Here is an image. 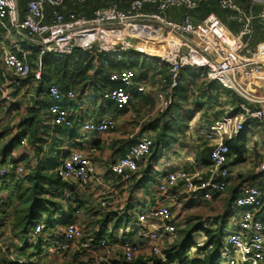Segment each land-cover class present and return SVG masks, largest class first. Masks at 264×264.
I'll return each mask as SVG.
<instances>
[{
  "label": "built area",
  "instance_id": "1",
  "mask_svg": "<svg viewBox=\"0 0 264 264\" xmlns=\"http://www.w3.org/2000/svg\"><path fill=\"white\" fill-rule=\"evenodd\" d=\"M85 1L30 0L27 14L21 18L19 0H0V21L8 20L13 28L36 38L40 47V61L35 71L26 55L20 58L2 47L0 120L2 112L14 101L9 76H13L12 85L16 87H21L33 74L34 83H41L44 79V58L47 56L70 58L77 52H83L92 61L102 57L104 60L101 65L108 67L110 62L106 58H121L134 50L148 56L159 54L161 65L170 76L168 90L158 95L160 110L164 112H169L175 105L173 94L181 87L186 70L206 71L209 81L218 82L223 88L246 96L247 101L240 105L237 117H225L217 123L219 141L211 153L208 180L200 173L193 174L184 170L162 174L157 180L161 194H167L178 187H182L190 195H202L204 200H210L214 194H224L228 189L230 176V150L224 141L227 128L233 125L230 136L232 140L240 136L250 123H254L260 128L264 140V97L253 95L239 82L241 79L250 86L257 84L264 88V43L255 47L252 44L256 33L255 22L259 21L264 27V0H216L222 10L230 13L229 20L240 25L241 30L237 34H233L214 13L208 15L201 25L196 22L194 13L201 8L204 0H137L128 10L112 5L96 11L92 18L64 12L68 4H82ZM243 1L250 2L249 9L242 6ZM147 7L155 10L147 12ZM256 7H261L259 12H256ZM48 8L53 9L50 22ZM172 11H182L183 20L178 22L171 19L169 13ZM152 44L158 46L159 50L149 53L145 48ZM98 73L97 70L93 72L95 75ZM136 76L131 70L111 74L110 82L119 86L106 90L102 98L114 103L119 110L127 109L133 100L131 90ZM163 83L166 85L167 81L164 80ZM145 91V85L137 88L139 94ZM47 94L52 99L49 106L51 125L74 128L75 122L64 103H75L77 93L73 90L64 93L57 84H50ZM117 126L114 120L101 119L84 123L82 132L108 135ZM27 143L28 139L24 138L21 146H26ZM154 144L152 138L137 139L128 153L112 166V173L126 181L131 180L146 159L151 157ZM60 163L59 172L67 183L86 186L96 174L95 160L82 152L63 154ZM260 168L264 173V161ZM33 169L31 165L15 167L9 159L0 165V179H6L11 172L20 178H26ZM108 206V201H100L102 210L105 211ZM235 207L241 210L237 230L225 234L226 246L222 251L220 264H264V223L259 217V212L264 208L263 191L255 186H245L242 194L235 200ZM75 209L80 215L79 206H75ZM6 212L7 208L0 198V237ZM44 228L43 223L38 224L33 237L42 235ZM180 230L181 223L169 207L160 206L140 213L137 231L150 240L149 253L144 258H158L162 263H167L165 247L177 239ZM60 236L59 242L50 246L43 255L29 261H18L37 263L42 260L62 264L79 255L85 262L94 264H110L121 260L132 264L143 256V247L138 243H119L106 237H101L98 242L95 238L88 237L76 223L64 225ZM6 249L0 242V251L7 252Z\"/></svg>",
  "mask_w": 264,
  "mask_h": 264
},
{
  "label": "crops",
  "instance_id": "2",
  "mask_svg": "<svg viewBox=\"0 0 264 264\" xmlns=\"http://www.w3.org/2000/svg\"><path fill=\"white\" fill-rule=\"evenodd\" d=\"M90 0H88L89 2ZM244 2V3H243ZM241 4L245 9L250 6L248 1H243ZM29 0H19V12L21 18H24L28 11ZM99 7H101L99 5ZM94 8L87 11L92 15ZM261 7H256L260 11ZM153 7H147L145 11L153 12ZM47 16L51 17V9H47ZM196 22L201 25L206 17L196 13ZM169 17L175 21L181 22L183 20L182 11H172ZM50 18H48V21ZM230 21V20H229ZM228 21V22H229ZM230 21L229 23H231ZM259 22V21H257ZM256 22V33L252 41L253 46L264 43L258 40L257 35L263 33L260 27V22ZM227 26V25H226ZM260 38V37H259ZM2 47L7 48L12 53L18 55L20 58L26 55L28 63L32 66L33 71L36 70L37 64L40 61V47L36 38L30 37L28 34L18 31L13 28L8 20L0 21V55ZM149 53H154L159 50L158 46L152 44L151 47L145 48ZM44 59L47 63L46 71L44 67V79L41 83H34L33 75L29 80L24 82L21 87L12 85L14 80L10 75L11 93L14 101L8 109L2 112V119L0 120V132L4 129H10V135L0 141V165L3 164V149L9 141L18 136L19 122L22 116L27 113V108L35 107L41 109L39 117L40 136L38 139L37 147H40V154L36 151V146L29 144L21 146L18 150L14 151L7 159L24 161L21 165L32 167L41 166L43 168L50 161V153L55 148L49 149L48 144H55L60 146V157L66 153L82 152L91 156L95 160L96 174L92 181L86 186L75 185L65 187L61 191L62 199H58L65 203V200L73 202L82 201L83 211L80 215L66 213L65 221L68 223H76L88 237L115 240L119 243L130 241L142 245V257L149 253L150 240L144 238L141 234L137 233L138 216L142 212L166 206L171 209L176 219L181 223L182 229L187 225H202L207 230H214L217 228V220L219 218L227 219V227L225 234L237 230L239 216L241 210L235 207V200L242 194L245 186H255L260 188L264 193V173L261 171V164L264 161V140L260 128L250 123L247 129L235 139L230 140L233 125L227 128L224 141L233 146L241 144L244 153L240 157L239 154L230 156L228 167L230 170L229 186L224 194H214L210 200H204L202 195H190L182 187L170 190L167 194H161L158 191L157 180L159 176L166 173H173L177 170H184L189 173H200L205 180L210 178L211 171V153L218 143V130L217 123L223 118L229 117L233 119L240 113V105L247 101L246 96L237 91L223 88L218 82L209 81L203 74H199L196 70H186L182 76L181 87L174 92L175 105L168 112L160 110V103L158 102L153 108L150 107L152 100H155L160 93L168 90L169 83H163L164 78L168 77L165 67L161 65L159 54L148 56L145 53L134 50L128 55L121 58L111 56L106 58L110 65L104 67L101 62L104 60L102 57L90 61V66L84 65L82 69H88V76L98 80V85L88 86L84 93V101H79L77 94L76 104H69L68 101L64 103L70 110L75 126L72 129H62L58 133H54V127L51 125V117L49 115V106L52 104V99L48 96L47 91L50 84H58L62 92L66 93L73 90L77 93L75 87L64 86L62 81L53 75L49 74V68L52 72H56V68L61 69L59 65L53 66L52 60L54 56H47ZM77 58V57H76ZM57 59V58H56ZM49 64H52L49 67ZM144 68L148 70L150 76L140 77L138 69ZM97 70L102 71V75L95 77L93 72ZM131 70L134 71L137 78L142 81L135 83L131 92L133 93V100L131 105L125 110H119L114 103L107 102L102 98L103 93L109 89H115L119 85L111 83L109 76L113 72ZM154 73L156 74L154 77ZM142 74V73H141ZM200 75V76H198ZM195 77L197 80L204 82L206 87V94L210 97L221 96L223 104L222 110H225L224 115L217 119L211 128H205L203 124L204 117L208 114L212 116L213 111H198L192 108L181 109V99L185 94L186 81ZM149 81V84L147 80ZM94 82V81H92ZM91 82V84H92ZM45 83V86L41 84ZM146 85V91L143 94L137 93V88ZM155 86V88H153ZM251 87H245L251 92ZM159 90V91H158ZM262 94H258L260 98L264 97V88H261ZM230 92L235 93L238 98L239 105L230 108V103L226 99L230 96ZM1 101V94H0ZM80 103V104H79ZM144 107L142 112L138 107ZM148 105V106H147ZM20 108V109H19ZM140 109V111H139ZM231 109V112H230ZM137 110L138 113H135ZM101 119L114 120L118 128L116 132L109 135H100L95 137L93 134L82 132V126L86 122L99 121ZM185 120H189L188 128L184 135L177 134L176 142H163L157 143L156 139L161 133V129L168 125L174 130H177L179 125ZM52 130V131H51ZM176 135V134H175ZM76 138V139H75ZM152 138L157 146L153 155L146 159V162L140 166L139 172L133 175L132 179L126 181L124 178L118 177L112 173V166L122 157H124L129 149L133 146L137 139ZM198 138H203L208 142L211 147L207 151V155L203 156L197 147ZM210 142V143H209ZM214 142V144H213ZM49 151V152H48ZM45 153L48 157L44 160H39ZM239 157L241 160H239ZM16 175V174H15ZM147 175H151L152 182H146ZM16 183L9 181L6 189L0 188V198L4 201L6 208L9 211L18 207L15 202V186L18 188L29 187L27 181L20 179L16 175ZM145 185V187H144ZM65 199V200H64ZM106 200L109 203V210L102 216L96 215V210L99 207L100 201ZM8 204V206H7ZM106 213L110 214V218L106 223H102ZM259 217L264 223V208L259 212ZM124 219L122 226L115 227L116 221ZM4 223L9 224V217L3 219ZM64 221V222H65ZM61 226L60 233L63 230ZM60 228V227H59ZM58 229V228H57ZM11 230L8 227L2 232L0 242L7 248V234ZM12 233L10 234V240ZM9 240V241H10ZM193 240L197 245H204L207 241L206 236L198 231L193 235ZM20 242L16 240V244ZM12 246V245H11ZM226 246V244H225ZM13 248V246H12ZM168 248L166 245L165 250ZM14 251L15 248H13ZM191 259L201 260L203 255L197 252L196 249L191 251Z\"/></svg>",
  "mask_w": 264,
  "mask_h": 264
},
{
  "label": "trees",
  "instance_id": "3",
  "mask_svg": "<svg viewBox=\"0 0 264 264\" xmlns=\"http://www.w3.org/2000/svg\"><path fill=\"white\" fill-rule=\"evenodd\" d=\"M30 1V0H29ZM137 0H86L84 3H75V4H68L64 12L68 13H76L79 16H84L87 18H92L94 13L102 8H108L112 5H119L122 10H128L131 5ZM244 3V2H243ZM99 5L101 7H99ZM251 6V4L249 3ZM95 9L92 15L88 14L90 8ZM248 7V9L250 8ZM83 7V10L81 9ZM51 9V17L49 15L48 18L51 21L52 19V12ZM256 10V9H255ZM259 12V10H256ZM201 14L203 17H207L208 15L214 13L216 14L225 24L228 23L230 13L228 11L222 10L218 2L216 0H204L202 2L201 8L196 12ZM194 13V17L196 16ZM48 14V13H47ZM196 19V17H195ZM230 22V21H229ZM257 22V21H256ZM255 22V25H256ZM259 23V22H257ZM260 24V23H259ZM261 29L263 30L264 27L260 24ZM255 31L256 26H255ZM260 37V38H259ZM258 40L264 39V30L263 33L257 35ZM80 58L85 62L87 66H90V57L88 54L83 52H77L74 57L70 58H55L56 63L58 65H62L64 68H69L72 63H74L75 58ZM46 59V58H44ZM55 62V61H54ZM81 64V63H80ZM82 65L79 66V69H82ZM126 71V70H125ZM99 73L95 76H101L102 71L99 70ZM121 72V71H118ZM115 73V72H113ZM112 73V74H113ZM111 75V74H110ZM32 76V75H31ZM34 77V75H33ZM31 78V77H30ZM165 81H170V76L164 78ZM110 81V76H109ZM58 85V84H57ZM177 91V90H175ZM174 91V92H175ZM174 95V94H173ZM175 96V95H174ZM41 114V109L35 107L27 108V113L25 116H22L19 122V134L16 137H13L9 143L3 149V163L7 161L9 156L13 154L14 151L18 150L21 147L22 139L27 138L29 140V144L37 145L42 139H38L40 136V127H39V117ZM189 120H185L179 125L177 130H174L171 126L168 125L164 126L161 129V133L158 135L156 141L157 143L163 142H176L177 141V134L184 135L188 128ZM54 127V132H60L64 127L60 126H52ZM118 128V126H117ZM67 129V128H64ZM117 130V129H116ZM116 130L114 132H116ZM112 132V133H114ZM110 133V134H112ZM176 134V135H175ZM10 135V129L6 128L2 132H0V141L5 139L7 136ZM109 135V134H108ZM157 146L156 142L154 144L152 155L154 152L155 147ZM229 147V158L234 154H239L241 157L244 153L243 146L241 144L237 146H233L232 144H228ZM36 151L40 154L41 150L36 146ZM239 157V160L241 158ZM24 161L19 160H12V163L15 167H19ZM29 184V187L26 188H18L15 186V202L18 204V207L9 211L7 208V212L5 216L9 217V224L4 223L2 226V232L8 227L12 233V239L10 242L13 248H15V254L12 255V252L7 250L6 252L0 251V264H52L49 261H42L39 260L37 263H20L18 260L25 259L27 261L31 260L33 257H38L43 255L44 253V246L49 245L52 246L50 243L54 241L52 235L48 234L51 231L52 226L47 225L42 221H36L37 216L39 214L42 215H57L56 211L59 207L64 204L62 201L58 199H62L61 191L65 189V187L71 186V183H67L63 181L61 173L55 169L50 162L46 164L43 168L41 166L35 167L29 176L26 178H20ZM16 183V175L14 172H11L6 179H0V188L6 189L8 186L9 181ZM76 185V184H75ZM78 185V184H77ZM65 200V199H64ZM70 202L69 200H65V203ZM83 203L82 201H75L73 202L71 208L68 210L69 214H74L78 217L76 213L75 206H79V212L82 213L83 211ZM110 206L104 211L101 209L100 204L98 209L96 210V215L102 216L105 212L109 210ZM67 212H65L66 214ZM67 215V214H66ZM4 216V217H5ZM59 216V215H57ZM55 216V218L57 217ZM110 218V214L106 213L105 217L102 220V223H106ZM4 222V221H3ZM124 219H119L116 221L115 227L119 228L122 226ZM43 223L45 226L43 234L40 236H34V232L38 224ZM70 223V222H69ZM68 221H65L63 225L69 224ZM227 227V219L219 218L217 220V228L214 230H207L202 225H187L184 229L180 230L178 233L177 239L165 250V255L167 257L168 262L165 264H220L222 251L225 249V229ZM202 232L207 241L204 246H197L193 240V235L196 232ZM1 232V234H2ZM59 231V239L55 242L57 244L61 239ZM98 242L100 238H95ZM16 240L20 241L16 244ZM196 249L203 255V259H191V251ZM15 259H11V257ZM74 257L73 259L62 263V264H94L90 262H85L83 258ZM110 264H129L121 261H116ZM132 264H164L158 258H150L145 259L144 257H139L134 263Z\"/></svg>",
  "mask_w": 264,
  "mask_h": 264
},
{
  "label": "rangeland",
  "instance_id": "4",
  "mask_svg": "<svg viewBox=\"0 0 264 264\" xmlns=\"http://www.w3.org/2000/svg\"><path fill=\"white\" fill-rule=\"evenodd\" d=\"M81 9L83 10V7ZM225 25H227V28L233 34H237L241 30V27H240V25H238L237 22H231V23L228 22ZM260 41H262V40H260ZM138 44L140 45V43H138ZM73 62L74 63H72L69 68H64V67H62V65H59V67H61V69L56 68V72H52L51 71L52 69L49 68L48 72H49V74L53 75L54 78L55 77H56V79L59 78L62 81V84L64 86H72L73 88L75 87L77 94L79 95L77 102L84 101V93L87 90L88 86H90V85L93 86L94 84L98 85L99 83H98V80H96L95 78L88 76V73H89L88 69H86V71L81 69V68L79 69V66H81V65L83 66V61L80 58H75ZM52 64L55 67L58 66V64L56 63V60H52ZM52 64H49V67H51ZM46 66H47V63H45V61H44L45 71H46ZM138 73H139L140 77L150 76V73L148 72V70H145L144 68L138 69ZM198 73L203 74L201 77H204V76L206 77V71H198ZM155 75L156 74L154 73V77H155ZM198 76H200V75H198ZM92 81H94V82H92ZM139 81H142V80L140 78H137L135 80V83H138ZM91 82H92V84H91ZM147 82L149 84L148 80H147ZM239 82L244 87L250 86L247 82H243L241 79H239ZM41 85L45 86V83H42ZM145 87H146V85H145ZM153 88H155V86H153ZM205 89H206V87L204 85V82H202L199 79L197 80L195 77H192L191 80L189 78V80L186 81L185 94L182 96V99L180 101L181 102L180 108L181 109L192 108V109H195L198 111H203V113H206L207 111H213L212 116L207 114L204 117V120L202 121L203 124H206L205 128H211L212 125L214 124V122L217 119L221 118L226 111V109L222 110L223 104L225 103V102H222V99L224 101H225V99L222 98L221 96H214L212 98L206 94L207 92L205 91ZM251 92L255 95H258V94L260 95L263 93L261 91V86L257 85V84H255L254 86L251 87ZM226 101H228L230 103L231 109L236 107L237 105H239V103L237 104L238 98L236 97L235 93H233V92H230V96L226 99ZM152 103L153 104H151L150 107L153 108L154 106H157L156 105L158 103L157 97L155 98V100H152ZM138 107L141 109V112H142L144 107H140L139 105H138ZM140 109H139V111H140ZM231 109H230V112H231ZM138 112H137V110H135V113H138ZM93 135L95 137L99 136L98 134H93ZM213 144H214V142H213ZM210 145H211V143H210ZM210 145L208 144V142L204 141L203 138H198L197 147L199 148V151L203 156H206L207 151L211 150L212 145H211V147H210ZM55 146H57V147L55 148ZM38 148H40V147H38ZM47 148H49V149L55 148L50 153V157H49L50 161L49 162L55 169L57 168V171H59V169L61 167V163H60V154L61 153L59 152L60 146L51 143V144H48ZM154 150H157L156 147ZM47 155L48 154L45 153V155L42 158L39 156V160H41V159L44 160V158L48 157ZM150 178H151V175H147L145 183L152 182V181H150L151 180ZM144 187H145V185H144ZM7 206H8V204H7ZM71 206H72L71 202L64 203L63 205L61 203V206L56 211L57 215H59V216H57L55 214L54 215L39 214L37 216L36 221H42V222L46 223L47 225L52 226L51 231H49V233H48V234L52 235V238L54 239V241H52L50 243L51 245H54L55 242L59 239V231L61 230V226H63V223L65 221V217L67 216L65 214V212H68V210L71 208ZM55 216H57V217L55 218ZM136 232L140 234V232H138V231H136ZM10 234H11V232H10ZM10 234L6 235L7 239L4 242H6L8 245L6 250L11 251L12 255H13V254H15L14 253L15 251L13 250V248L11 246L12 243L9 241L10 240ZM197 246H199V245H197ZM200 246L202 247L204 245L202 244ZM48 248H49V245H45L44 246V252H46V250ZM197 252H199V251H197Z\"/></svg>",
  "mask_w": 264,
  "mask_h": 264
}]
</instances>
